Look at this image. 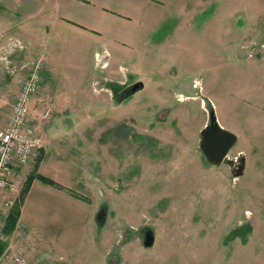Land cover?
Instances as JSON below:
<instances>
[{
    "label": "rangeland",
    "instance_id": "1",
    "mask_svg": "<svg viewBox=\"0 0 264 264\" xmlns=\"http://www.w3.org/2000/svg\"><path fill=\"white\" fill-rule=\"evenodd\" d=\"M138 1L109 5L111 32L78 37L82 53L47 55L53 111L29 128L68 191L28 200L10 234L0 193V264H264V0ZM211 111L237 134L221 163L200 147Z\"/></svg>",
    "mask_w": 264,
    "mask_h": 264
},
{
    "label": "crops",
    "instance_id": "2",
    "mask_svg": "<svg viewBox=\"0 0 264 264\" xmlns=\"http://www.w3.org/2000/svg\"><path fill=\"white\" fill-rule=\"evenodd\" d=\"M120 1L131 4H134L135 1L139 2L138 0ZM117 2L119 0H0V117H4L6 113L4 108L7 102L5 86H9L10 90L16 94L24 77L36 63H41L43 69L50 67L53 57H47L48 54L54 56L63 53H76L77 51L82 53L81 48H79L78 37L83 45L84 37L92 41L100 37L103 30L111 32L110 22L112 23L116 17L114 13H111L113 10L108 6L116 5ZM71 36L74 37L73 43H76L78 47L61 49L56 46L52 50L48 47L51 38L64 39ZM14 65L19 68L11 72L9 67ZM41 106L43 107L42 110L45 109V111L50 107L52 114L53 106L49 100L42 94L37 95L36 93L31 102L32 112L39 115L37 109H40ZM41 113L44 114L43 111ZM37 114L34 113L33 116L38 117ZM82 116L77 115L75 117ZM60 117L69 118L72 116L66 113L59 115ZM29 126H31L30 120ZM40 132L44 133V131ZM45 148L36 152L35 159L29 165L15 164L12 166L11 176L19 182L21 190L30 173L37 171L43 174L41 167L46 158ZM39 157L40 160L37 163ZM50 177L62 184L56 177ZM4 191L8 192V190ZM65 191L68 190L64 187L35 178L21 204L20 216H22L23 208L28 200L44 209L52 203L49 193H63ZM6 199L4 200L6 201ZM19 219L16 227L20 222ZM19 243L17 241L21 250L26 251V244L21 245ZM11 263L12 259L10 258L8 264Z\"/></svg>",
    "mask_w": 264,
    "mask_h": 264
},
{
    "label": "built area",
    "instance_id": "3",
    "mask_svg": "<svg viewBox=\"0 0 264 264\" xmlns=\"http://www.w3.org/2000/svg\"><path fill=\"white\" fill-rule=\"evenodd\" d=\"M16 66L9 67V70L15 71ZM40 83L41 63L38 62L23 79L7 120L0 126V192L8 190L11 193V197L6 201L8 206L15 203L21 191L19 182L11 176L12 166L28 164L45 145L43 136L29 129L31 100ZM45 114H51L50 107L46 109ZM21 260L22 258L16 255L13 264H18Z\"/></svg>",
    "mask_w": 264,
    "mask_h": 264
},
{
    "label": "water",
    "instance_id": "4",
    "mask_svg": "<svg viewBox=\"0 0 264 264\" xmlns=\"http://www.w3.org/2000/svg\"><path fill=\"white\" fill-rule=\"evenodd\" d=\"M237 134L224 128L218 121L214 111L210 113V123L202 130L200 147L208 160L213 163H221L227 157L229 149L236 143ZM241 170V169H240ZM238 171V174L241 171ZM144 242L152 245L154 234L151 229L145 231Z\"/></svg>",
    "mask_w": 264,
    "mask_h": 264
},
{
    "label": "trees",
    "instance_id": "5",
    "mask_svg": "<svg viewBox=\"0 0 264 264\" xmlns=\"http://www.w3.org/2000/svg\"><path fill=\"white\" fill-rule=\"evenodd\" d=\"M37 157V156H36ZM40 160V157L38 158L37 160V163L38 161ZM37 165V164H36ZM37 167V166H36ZM35 178H40L42 179L43 181L45 182H48V183H52V184H55V185H58V186H61L63 187V185H61L59 182H57L54 178L52 177H49L47 175H44L40 172H33V173H30L24 183V186L20 192V197H19V200H17L10 208H9V212L6 216V219H5V223H4V226H3V231L6 233V234H10L14 231L15 227H16V224H17V221L19 219V216H20V208H21V204L29 190V188L31 187V184L33 182V180ZM72 194L76 195V196H79L83 199H86L83 197V195L79 192H71Z\"/></svg>",
    "mask_w": 264,
    "mask_h": 264
},
{
    "label": "flooded vegetation",
    "instance_id": "6",
    "mask_svg": "<svg viewBox=\"0 0 264 264\" xmlns=\"http://www.w3.org/2000/svg\"><path fill=\"white\" fill-rule=\"evenodd\" d=\"M100 215H101V212H100ZM148 229H149V228H148ZM146 230H147V229L144 230V238H145V231H146Z\"/></svg>",
    "mask_w": 264,
    "mask_h": 264
}]
</instances>
